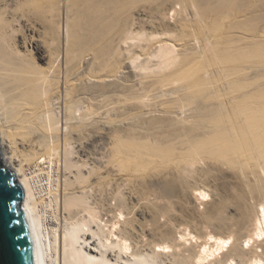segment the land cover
<instances>
[{
    "label": "bare ground",
    "instance_id": "bare-ground-1",
    "mask_svg": "<svg viewBox=\"0 0 264 264\" xmlns=\"http://www.w3.org/2000/svg\"><path fill=\"white\" fill-rule=\"evenodd\" d=\"M96 143L132 184L92 230L66 174ZM0 155L36 264H264V0H0Z\"/></svg>",
    "mask_w": 264,
    "mask_h": 264
},
{
    "label": "rangeland",
    "instance_id": "rangeland-1",
    "mask_svg": "<svg viewBox=\"0 0 264 264\" xmlns=\"http://www.w3.org/2000/svg\"><path fill=\"white\" fill-rule=\"evenodd\" d=\"M18 28H19L18 34L20 36H25V30L23 28H21V25H18ZM94 145H95V147L92 148L93 149L92 152L95 153V155H90L89 157H92V158L96 157L95 160H92L91 158L86 160L85 159L86 157H83V156H81L79 154H75L74 152L70 156L72 161L75 162V163L77 162V163L75 164L73 169H71V172L66 174V176L67 177L69 176V180L72 182V187H76L78 185L85 186L84 188H85L86 192L84 194V199L86 201L85 202L86 204L85 203L76 204L74 207H72L71 209L67 210L66 214H65L66 219L68 218L66 220L67 223H72L73 222L72 224L81 225L83 223V221H84V223L87 221L86 223H88L90 225V228L92 230H95L97 228L96 225H95L97 223L92 221L87 214L85 215V213H83V211H84L83 210V206L86 205V206H89V207L93 208V210L96 212L97 216L102 217L103 222H104L106 217L103 215V212H104L103 208L105 209L106 205L104 204L105 201H104L103 198H104L105 195H107V191H109V192H111V191L108 188L109 186H104L103 184H118V183L119 184H129V183L132 184L129 180H127V181L119 180V177H118L119 175L117 174V170L115 169V167H113L111 165L107 166V167H104V165H105L104 161L107 158L104 157V155L102 154L101 150H99L100 147H99L98 143H96ZM62 168L63 167L61 166V176L63 174L62 173L63 172ZM87 172H89V173H87ZM76 175L85 177L84 184H77L76 183V181L74 179ZM116 180H119V181H116ZM122 181L124 183H120ZM103 190H104V192H103ZM80 194L81 193H79V194L77 193L76 195H80ZM98 196H100V197H98ZM196 197H198V193H195V197L194 198L196 199ZM98 199H101L103 201V203H102L101 200H98ZM209 201H210V196L209 195H207L205 197V199H203V200L201 198L198 199V201H197V199L196 200L192 199L191 201H188V202H186V204H184V206L185 205L189 206V207L185 206V209H184L183 206H180V205H175V204L173 205V204L167 203V205L170 204L169 205L170 207L167 206V205L165 207L164 203L166 204V202H162L163 204L162 203H158L157 204L158 206H156V207L158 209L160 208L162 212L164 211L163 212L164 214L163 213L161 214V216H163V218L161 216L159 218V220H160L159 221V225H163L166 222L174 224L175 222L173 220H171L170 217H169L170 215L174 214V212H175V215L177 217L183 218V219H186L187 217L189 218V217L192 216V218H194L193 221L196 222L197 220L195 218H197L198 215L202 216L200 214L205 213V211H206L205 203L209 202ZM114 202L115 201H112L111 204H113ZM187 203H189V204H187ZM164 209H166V211L169 210L167 212H168V214L170 212V214L168 215L167 212H165ZM166 214H167L168 217L166 216ZM80 216H82V217H80ZM81 219H83V220H81ZM186 222H187V225H188V229L190 231H192V234L197 236V237L201 236V240H202V237L204 235H206L207 233H213V227L211 225L202 224V225H199V227L195 228V230H194L193 225H192L193 222H189V221H186ZM84 232H85V230L79 233L81 235V237H83V238L85 237V239L86 238L90 239L91 236L87 237V235H86L87 231L85 232V234H84ZM82 234H84V235H82ZM94 239H96V237H94ZM153 264H157V263L153 262Z\"/></svg>",
    "mask_w": 264,
    "mask_h": 264
},
{
    "label": "water",
    "instance_id": "water-1",
    "mask_svg": "<svg viewBox=\"0 0 264 264\" xmlns=\"http://www.w3.org/2000/svg\"><path fill=\"white\" fill-rule=\"evenodd\" d=\"M24 191L0 155V264H36Z\"/></svg>",
    "mask_w": 264,
    "mask_h": 264
}]
</instances>
